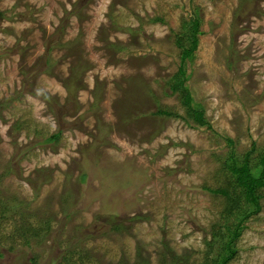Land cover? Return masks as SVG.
Masks as SVG:
<instances>
[{
	"label": "rangeland",
	"instance_id": "rangeland-1",
	"mask_svg": "<svg viewBox=\"0 0 264 264\" xmlns=\"http://www.w3.org/2000/svg\"><path fill=\"white\" fill-rule=\"evenodd\" d=\"M181 71L209 125L171 92ZM253 145L255 161L264 0H0V264H217L248 206L224 165ZM259 195L228 264H264ZM22 225L43 233L30 247Z\"/></svg>",
	"mask_w": 264,
	"mask_h": 264
},
{
	"label": "trees",
	"instance_id": "trees-1",
	"mask_svg": "<svg viewBox=\"0 0 264 264\" xmlns=\"http://www.w3.org/2000/svg\"><path fill=\"white\" fill-rule=\"evenodd\" d=\"M161 20V19H158ZM200 28V20L199 17L193 18L188 27L185 29V32L181 35H178L179 39L177 41V45L183 50L182 59H194V53L198 48V37ZM182 76L175 77V81L171 82L170 88L173 94H177L182 96L181 99L183 101V105L186 108V112L189 118H191L195 124L198 126H206L209 125V122L205 118V110L199 104H195L194 96L189 87L186 86L187 77L185 76V72L181 71ZM160 115L165 116H178L177 114H173L167 110H160ZM179 117V116H178ZM62 131L59 130L58 132L54 133L52 136L49 137L48 141H55L59 140L61 137ZM229 141V145H234L235 142L231 139H227ZM256 147L253 145L252 149L245 153L243 156L235 155L234 151L229 153V157L226 159V165L224 168L229 170L231 173V179H233V184L236 186L237 192L241 194L247 200L248 206L243 208L240 213L237 215L236 220L234 219L233 224H225L224 227L226 229V234L223 236V240L225 241L221 249L223 252L220 253V257L217 259V264H228V262L236 255L237 248H236V241L242 234L243 223L250 218V216L256 212L262 210V207L258 203V200L261 198L259 192L261 189L264 188V153L258 157L257 160H252V155L255 153ZM87 179V173H84L81 177V181L84 182ZM210 192L215 194H221L226 196L227 198L231 199V192L228 190H212L208 189ZM67 197V196H66ZM65 197V199H66ZM241 197V198H242ZM240 199V198H239ZM14 201L10 202L7 201L5 205V211L10 212L11 210L15 211L17 217L19 214L20 219H24L26 214L25 212L18 207L22 206V202L19 204L16 202V198L12 199ZM16 203V204H15ZM240 203H235L232 200L230 205L229 213L232 215L233 211L236 209L238 210ZM7 216L1 217L2 219H6ZM49 224V222H47ZM20 233L25 240V246L30 247L34 238H39L43 235L37 231H31V229H27L25 225H22L18 228ZM47 232L49 233V227H46ZM209 245H212L210 242ZM1 256V255H0ZM64 257V256H63ZM62 257V258H63ZM72 259L64 258L58 264H71Z\"/></svg>",
	"mask_w": 264,
	"mask_h": 264
}]
</instances>
